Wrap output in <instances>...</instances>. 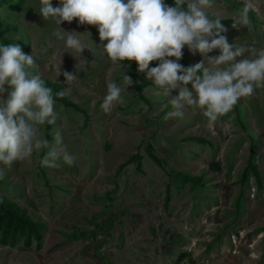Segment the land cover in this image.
Here are the masks:
<instances>
[{"label": "rangeland", "instance_id": "rangeland-1", "mask_svg": "<svg viewBox=\"0 0 264 264\" xmlns=\"http://www.w3.org/2000/svg\"><path fill=\"white\" fill-rule=\"evenodd\" d=\"M238 1L245 3L216 0L212 9L223 18V35L229 44L264 47V0H253L248 27L233 28ZM164 2L174 6V0ZM39 7V0H0V45L6 38L33 54L34 74L51 89L60 84L58 93L76 105L55 101L58 119L49 134L54 143L60 131L77 161L44 167L42 150L31 164L5 170L0 194L44 228L40 248L35 240L24 246L23 237L15 245L0 242V264H264V88L212 123L191 107L183 118L165 120L173 110L169 98L152 91L150 80L140 90L125 60L134 84L125 103L105 113L107 84H121L123 69L99 45L97 27L78 20L61 25L83 34L89 49L77 58L52 36L57 25L45 21ZM202 59L185 46L180 63L188 67ZM65 71L76 75L70 85ZM148 144L161 166L148 155ZM251 151L261 182L250 170L243 181Z\"/></svg>", "mask_w": 264, "mask_h": 264}, {"label": "clouds", "instance_id": "clouds-1", "mask_svg": "<svg viewBox=\"0 0 264 264\" xmlns=\"http://www.w3.org/2000/svg\"><path fill=\"white\" fill-rule=\"evenodd\" d=\"M39 3L38 13L57 25L52 36L64 42L66 52L78 58L76 54L89 49L80 39L83 34L61 27L78 20L80 25L97 27L99 45L123 69L121 84H107L101 104L105 113L124 104L127 89L134 84L121 63L125 60L136 62L137 72L155 86L152 91L169 98L173 110L165 120L183 118L185 109L191 107L212 123L264 88V47L229 44L223 35L227 31L223 18L212 12L216 0H174V6L164 0H59L55 7L52 0ZM254 9L253 0H245L232 27H248ZM185 46L203 59L192 66L182 65ZM217 49L219 55H209ZM153 61L159 63L150 67ZM36 68L33 54H25L19 44L0 45V180L14 163L31 164L33 154L42 150H46L40 159L44 167L56 168L60 161L74 166L77 161L60 131L54 132V143L44 136L42 126L55 125L58 113L53 90L31 71ZM63 75L69 85L76 79L66 71ZM174 91L178 95L173 96ZM56 95L63 97L64 92Z\"/></svg>", "mask_w": 264, "mask_h": 264}, {"label": "trees", "instance_id": "trees-1", "mask_svg": "<svg viewBox=\"0 0 264 264\" xmlns=\"http://www.w3.org/2000/svg\"><path fill=\"white\" fill-rule=\"evenodd\" d=\"M55 6H59V0H54ZM244 2L238 1L234 2V6L236 9L241 10L244 6ZM254 12L251 11L249 15L253 14ZM10 40L3 38L2 45H8ZM130 75L132 77H138L140 79V86L139 89L141 90L143 87L149 85V80L146 79L145 74H141L137 72L138 65L135 61H130ZM35 73V69L31 70ZM49 83V82H48ZM48 86V85H46ZM53 95L55 101L63 102L64 104L72 107H76V105L72 102H68L66 98L57 96L59 88L61 87L60 84H53ZM49 125L46 124L44 129L45 138L51 140V136L49 134ZM187 139L199 141V142H207L204 138L201 137H187ZM46 151V150H45ZM146 151L148 155L153 159V161L158 165H162V160L159 158L155 153L153 147L148 144ZM135 157H130L128 161H133ZM254 153L251 151L247 167L243 173V181H246L248 178V171L250 170L256 180L261 182L260 172L258 170L257 165L253 162ZM169 197V187L167 188L166 199ZM44 225L42 222H36L33 220L28 211L18 205L14 200L8 198L7 196L0 194V242L2 244H9L15 245L16 241L23 237V244L24 246L28 247L31 245L32 240L36 241V247L40 248L41 240H42V229Z\"/></svg>", "mask_w": 264, "mask_h": 264}]
</instances>
